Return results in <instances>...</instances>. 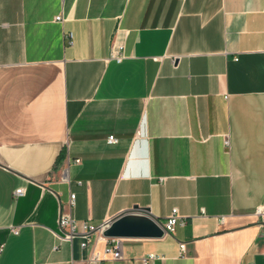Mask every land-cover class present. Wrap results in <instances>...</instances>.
Listing matches in <instances>:
<instances>
[{
	"label": "crops",
	"instance_id": "crops-1",
	"mask_svg": "<svg viewBox=\"0 0 264 264\" xmlns=\"http://www.w3.org/2000/svg\"><path fill=\"white\" fill-rule=\"evenodd\" d=\"M261 205L264 0H0V264H264ZM134 206L175 232L60 239Z\"/></svg>",
	"mask_w": 264,
	"mask_h": 264
},
{
	"label": "built area",
	"instance_id": "built-area-1",
	"mask_svg": "<svg viewBox=\"0 0 264 264\" xmlns=\"http://www.w3.org/2000/svg\"><path fill=\"white\" fill-rule=\"evenodd\" d=\"M55 21H61L62 17L61 15H56L55 16ZM71 36V35H70ZM123 46L120 45V47H115L111 53V57L114 59H117L118 62H120L123 59L122 51H123ZM118 142V139L111 135L108 139V143H116ZM14 194H16V197H20L24 195V189L20 188L17 190ZM76 194L73 193L71 197L68 199L67 206H69L70 210H73L74 205V200H75ZM257 215L264 217V205H261L257 209ZM58 229L60 232H63L62 237L60 239L62 240H72L74 237L82 235L84 239L87 238L91 233L97 232L101 234L100 227H96L92 224H89V222H83V221H78L76 219H73L69 211L66 210H61L60 214L58 216ZM179 220V216L177 215V212L175 209L171 211L169 214V217L167 221L165 222L163 228L165 229L166 233L173 234L175 232V226L177 224V221ZM108 221V220H107ZM106 221V222H107ZM105 223V222H104ZM12 231L14 233H17V228H12ZM84 247H86V244L82 242ZM186 243H181L180 245V250L181 252L185 251ZM121 249H122V243L121 239H114L111 241V245L105 249V254H110V256L115 260L121 258ZM4 250V244L0 242V253H2ZM156 256L155 255H149V257L145 258L143 263L147 264L148 261L154 260ZM91 261L96 264H103L102 262L105 261V259H100L97 257V255H93L91 257ZM74 264H84L80 261L75 262Z\"/></svg>",
	"mask_w": 264,
	"mask_h": 264
},
{
	"label": "water",
	"instance_id": "water-1",
	"mask_svg": "<svg viewBox=\"0 0 264 264\" xmlns=\"http://www.w3.org/2000/svg\"><path fill=\"white\" fill-rule=\"evenodd\" d=\"M148 208L133 207L126 212H120L103 223L100 227L101 234L105 238H160L166 234L159 219L149 216Z\"/></svg>",
	"mask_w": 264,
	"mask_h": 264
}]
</instances>
